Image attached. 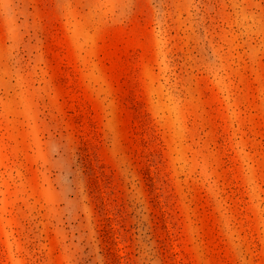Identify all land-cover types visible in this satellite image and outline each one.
<instances>
[{"label":"rangeland","instance_id":"obj_1","mask_svg":"<svg viewBox=\"0 0 264 264\" xmlns=\"http://www.w3.org/2000/svg\"><path fill=\"white\" fill-rule=\"evenodd\" d=\"M0 264H264V0H0Z\"/></svg>","mask_w":264,"mask_h":264}]
</instances>
